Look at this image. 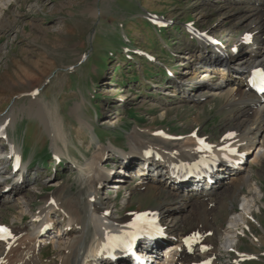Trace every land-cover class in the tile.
Instances as JSON below:
<instances>
[{
  "label": "rangeland",
  "instance_id": "rangeland-1",
  "mask_svg": "<svg viewBox=\"0 0 264 264\" xmlns=\"http://www.w3.org/2000/svg\"><path fill=\"white\" fill-rule=\"evenodd\" d=\"M234 12L226 0H0V124L15 110L18 121L14 128L9 127L10 139L25 151L26 162L32 164L22 182L28 185L24 195L32 198L31 211L21 212L18 197L0 198L1 222L25 227L31 223L32 210L38 211L50 195L59 196L61 203L85 198L79 164L93 156L94 149L88 143L92 137L87 135L91 132L97 134L96 143L108 145L112 141L128 150L129 135L135 128L149 138H154L156 129L172 133L195 129L213 140L222 138L229 114L225 98L217 95L208 101L190 102L187 95L197 93L196 80L186 85L188 92L184 93L179 89V80L175 84L174 77L169 78L158 62L169 65L180 77L186 69L185 58L199 43L194 45L187 35V26L197 25L226 39V28L236 22L229 17ZM152 14L168 20L169 25L157 29L148 20ZM145 51L153 53L157 61L148 62L143 57ZM80 103V113L92 123V129L80 127L74 112ZM31 106L40 111L32 108L36 113L27 112L28 109L24 112ZM54 108L65 119V141H61L63 136L59 141L65 142L66 148L60 162L53 159L52 140L43 121L44 117L55 121ZM4 152L5 144L0 142V158ZM251 169L264 189V158ZM5 173L1 175L6 177ZM131 179L133 184H141L138 176ZM113 190H109V201L117 203L118 217L126 213V208L156 207L171 198L165 194L141 197L135 193L131 203L123 207L126 193L116 198ZM215 198L214 222L226 224L230 205L239 207L240 202L232 201L227 193L211 199ZM183 212L187 218L189 211ZM261 214L264 215V208ZM59 222L62 224V220ZM250 222L252 231L243 235L239 248L258 258L242 264H264V217L259 221L263 228ZM254 238L259 241L255 243ZM213 241L220 248L218 263L225 264L228 254L221 248L224 240L214 237ZM51 245L47 258L58 264L55 245Z\"/></svg>",
  "mask_w": 264,
  "mask_h": 264
},
{
  "label": "bare ground",
  "instance_id": "bare-ground-1",
  "mask_svg": "<svg viewBox=\"0 0 264 264\" xmlns=\"http://www.w3.org/2000/svg\"><path fill=\"white\" fill-rule=\"evenodd\" d=\"M226 1L229 3V8L235 10L229 17H234L236 21L226 28L228 30L226 40L241 44L252 38L253 42L247 47H241L235 56L226 58L217 53V48L205 46L201 37H198L197 49L192 50L191 54L185 58L186 69L179 77V84H181L179 89L184 93L188 92L186 85L196 80L197 93L187 95V100L190 102L208 101L217 95L225 98L224 104L229 114L225 119L224 134L221 140L216 142L215 148L222 156L225 148L232 147L233 150L228 153L227 161L229 164H238L236 169L231 168L226 171L228 175L226 173L220 178L217 177L211 185L189 183L184 186H175L170 182L171 166L183 164L195 158L198 151L196 137L187 133L178 140L172 138L170 133L167 135L157 130L154 131V138H149L144 136L138 128L129 135V150H125L115 160V163L120 164L124 176L121 178L123 183L114 184L112 189L119 194L126 193L123 197V207L131 203L135 193L140 194L141 197H159L163 194L171 197L167 201H160L162 203L156 207L160 208L158 209L160 216L164 223L168 224L169 231L178 233L180 236L171 239L170 245L165 248H161L160 242L152 244L151 248L160 254L158 264H192L198 258H204L205 255L209 256L208 259L214 258L211 253L212 245L207 251L198 247L191 255L186 250L188 244L184 247L183 238L190 235V232L183 230V226L190 225L194 221L196 224H192L191 228H197L204 237L213 234L217 238L224 239V248L238 249V243L243 240L242 233L246 234L244 229V231L238 229L245 227L250 229L248 219L255 220V223L261 226L259 220L264 217L261 214L264 208V199L261 197L264 195V189L257 183L251 169L253 164H259L264 158V97L261 99L248 91L246 81L253 68L264 62V0ZM224 25L221 28H224ZM242 29L244 30L240 31ZM213 77L216 79L210 81ZM80 107L81 103L74 107L80 127L87 126L92 129V123L84 119L80 113ZM32 108V106L26 107L24 112L28 109L27 112L33 113L34 108L36 112L40 111L39 107ZM9 116L3 120V123L7 122L9 127L14 128L17 125L18 114L12 110ZM52 117L55 118L53 123L45 117L43 121L47 123L45 127L49 131L55 156L59 157L66 148L65 142H61L65 141L66 136L63 125L65 119L58 109ZM80 135L81 143L83 133ZM60 138L61 141H59ZM14 147L18 153L21 152L16 146ZM116 148L113 142L108 145L95 143L91 149L94 151L90 160L79 164L82 171L80 177L84 175L83 196L85 198L68 199L65 203H61L57 197L47 196L30 224L25 227H13V237L0 236V264H54V260L43 259L42 253L40 255L37 253V250L40 251L43 246L51 243L55 245L56 256L59 258L58 264H82L84 260L95 255L97 251L95 247L105 242L114 226L127 224L131 217L127 215V212L118 217L117 203L110 202L109 190L104 186L101 187L108 177L107 165L112 161L108 151H116ZM7 149L10 150V146ZM242 158L245 160L238 163ZM138 160L141 163L140 166ZM27 165L28 162L24 167ZM2 175L0 172V181L4 177ZM15 175L11 180L4 178L3 181H6L0 183V185L3 184L0 186V198L7 200L18 197L16 200L21 202L23 207L21 212L24 214L27 210L31 211L29 202L32 198L29 196L27 199L24 195L25 187L28 185L22 183L14 185V180L19 178L18 174ZM129 175L138 176L137 180L141 184H133L132 179L128 178ZM6 183H11L12 187L9 191L3 192L2 188ZM127 184L131 187L127 188ZM224 193L229 194L232 201L242 202V208L237 209L233 204L230 205L231 215L226 217L227 225L214 222L217 210L211 199ZM53 198L54 202L51 201ZM185 210L189 211L187 218H184ZM1 212L0 224L2 223ZM59 220H62V224L57 233L50 230L37 240V236L44 232L46 227L54 224L56 226L60 223ZM166 238L163 237V240ZM192 240V238L189 239V245L193 248ZM39 241L42 242L40 245H38ZM179 248H182L181 252L177 251ZM121 261L125 264L129 258H121Z\"/></svg>",
  "mask_w": 264,
  "mask_h": 264
}]
</instances>
